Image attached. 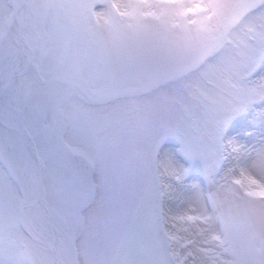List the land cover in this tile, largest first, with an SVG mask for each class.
Returning a JSON list of instances; mask_svg holds the SVG:
<instances>
[{"label": "snow or ice", "instance_id": "snow-or-ice-1", "mask_svg": "<svg viewBox=\"0 0 264 264\" xmlns=\"http://www.w3.org/2000/svg\"><path fill=\"white\" fill-rule=\"evenodd\" d=\"M0 264H264V0H0Z\"/></svg>", "mask_w": 264, "mask_h": 264}]
</instances>
